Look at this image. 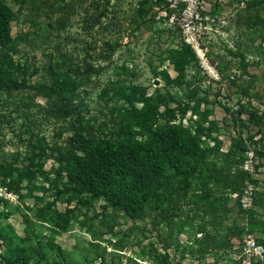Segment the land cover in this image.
I'll list each match as a JSON object with an SVG mask.
<instances>
[{"label": "rangeland", "instance_id": "rangeland-1", "mask_svg": "<svg viewBox=\"0 0 264 264\" xmlns=\"http://www.w3.org/2000/svg\"><path fill=\"white\" fill-rule=\"evenodd\" d=\"M4 2L13 16L11 40L0 46V225L9 227L8 241L21 246L27 264H246L248 232L220 249H205L202 237L245 224L237 211L246 190L247 212L264 223V11L248 9L246 0H110L91 27L85 17L97 6L84 0L66 30L48 39L44 10ZM108 45L110 59H96ZM57 46L72 53L73 68L104 66L79 80L53 61L55 85L77 94L90 128L132 122L135 106L172 119L214 166L228 162L231 182L242 184L239 191L224 190L229 212L221 224L217 213L203 209L200 199L217 196L206 179L171 186L179 184V194L169 192L163 204L179 207L168 218L178 224L171 233L160 218L133 221L74 191L58 154L70 135L67 123L44 119L42 94L29 111L24 99L30 86L48 83L44 53L55 57ZM133 93L137 102L127 99ZM251 234L263 253L250 262L264 264V230ZM2 241L0 233V252Z\"/></svg>", "mask_w": 264, "mask_h": 264}, {"label": "trees", "instance_id": "trees-1", "mask_svg": "<svg viewBox=\"0 0 264 264\" xmlns=\"http://www.w3.org/2000/svg\"><path fill=\"white\" fill-rule=\"evenodd\" d=\"M12 1L35 11L34 13L44 10L49 30L42 36H48L49 39L54 31L66 30L77 10L76 7L84 0ZM92 2L96 4L97 12L85 17V22L91 27L99 24L101 18L106 15L110 0ZM245 7L256 13L263 12L264 0H246ZM12 16L11 9L4 0H0V46H5L11 40ZM137 17L142 20L141 10H138ZM259 21L263 28L264 18ZM107 48L95 58L108 61L112 52L111 46L108 45ZM56 51L55 57L53 52L44 53L46 64L42 70L48 83H37L29 87V91L32 92L25 94V107L29 111L34 97L42 94L45 102L39 105L38 111L44 119L62 120L67 123L66 128L70 135L58 154L60 167L65 171L67 182L73 186L74 191L102 199L105 208L133 221L149 218L155 224L160 218L165 223L166 231L171 233L178 224L168 218L173 217L179 207L173 205L167 207L163 204L168 200L169 192L179 194V184L174 189H171V186L176 184L177 180L182 183L206 179L213 183L212 189L217 191L214 193L217 196L214 200H200L205 212L217 213L221 224L229 212L224 190L239 191L242 184L239 178L231 182L228 162L218 167L214 166L206 160L195 140L172 123V119L165 114L154 115L149 110H138L135 106L130 109L134 118L132 122L106 127L103 130L90 128L79 108L77 94L73 91L62 92L55 85V63H59L60 70L75 74L79 80H90L91 77L97 76L104 66L82 62L83 65L77 64L76 68H73L70 66L72 53L62 52L59 46ZM127 99L138 101L134 93L129 94ZM2 116L0 114V119ZM255 117L252 112L249 120ZM234 119L243 123L239 117ZM237 215L244 219L245 224L234 225L218 235L204 234L202 242L205 249H220L230 245L234 236L239 238L244 232L264 230V223L255 216V212L239 209ZM195 227L202 229L200 224H195ZM8 228L6 225H0L4 242V249L0 252V264H27L28 256L18 254L21 246L19 244L13 246L8 241ZM158 238L162 239L161 233L158 234ZM23 242L24 247H29L25 237ZM8 252H13L14 255Z\"/></svg>", "mask_w": 264, "mask_h": 264}, {"label": "built area", "instance_id": "built-area-1", "mask_svg": "<svg viewBox=\"0 0 264 264\" xmlns=\"http://www.w3.org/2000/svg\"><path fill=\"white\" fill-rule=\"evenodd\" d=\"M244 198L242 199V209L246 210L250 206L251 199L249 197V192L246 190L245 194L243 196ZM247 248H246V253L248 255V260L246 264H251L250 262V256L252 254H261L263 253V247L259 244L256 243L255 239L253 238L251 233H248L246 238L244 239Z\"/></svg>", "mask_w": 264, "mask_h": 264}]
</instances>
